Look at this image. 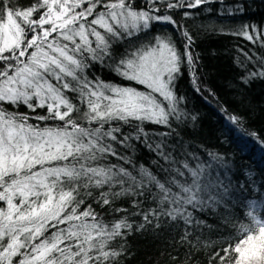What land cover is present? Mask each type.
Returning <instances> with one entry per match:
<instances>
[{"label":"snow or ice","instance_id":"1","mask_svg":"<svg viewBox=\"0 0 264 264\" xmlns=\"http://www.w3.org/2000/svg\"><path fill=\"white\" fill-rule=\"evenodd\" d=\"M210 3L0 0V264H118L113 242L179 223L187 239L205 223L194 213L221 206L245 222L212 259L264 264V182H211L177 131L196 120L177 81L202 83L182 21ZM232 34L259 45L237 61L239 82L264 79V26Z\"/></svg>","mask_w":264,"mask_h":264},{"label":"trees","instance_id":"2","mask_svg":"<svg viewBox=\"0 0 264 264\" xmlns=\"http://www.w3.org/2000/svg\"><path fill=\"white\" fill-rule=\"evenodd\" d=\"M238 6H243L242 12L235 11ZM182 23L194 33V53L201 65L197 74L202 83L198 93L189 82L190 72L177 81V94L183 97L180 107L196 117L194 122L180 125L179 138L187 151L198 157L194 163L210 165L206 176L211 182L219 178L224 183L230 180L243 184L250 178L256 181V187L264 182V79L241 84L238 78L244 70L237 61L247 63L244 52L258 56L259 45L232 33L242 25L255 29L264 26V0H211L199 14ZM160 29L171 31L167 25H159L158 32ZM95 74L108 77V73ZM228 114L242 119L238 125L233 124ZM159 130L153 126L151 131ZM149 160L144 152L140 163ZM96 210L100 219L110 222L112 217L107 212ZM193 215L205 223L188 226L187 239H182L185 226L179 223L134 232L122 242H113L124 250L118 264H216L212 254L226 242H234L233 225L245 221L234 206L205 209Z\"/></svg>","mask_w":264,"mask_h":264}]
</instances>
